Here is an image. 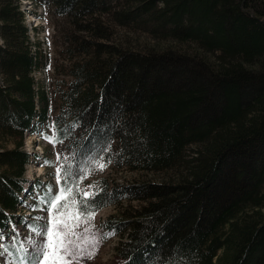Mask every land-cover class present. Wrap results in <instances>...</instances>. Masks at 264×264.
<instances>
[{
    "label": "trees",
    "instance_id": "1",
    "mask_svg": "<svg viewBox=\"0 0 264 264\" xmlns=\"http://www.w3.org/2000/svg\"><path fill=\"white\" fill-rule=\"evenodd\" d=\"M57 6L85 34L112 39L115 24L161 41L138 50L74 39L71 80L53 118L55 139L69 153L62 170L99 158L167 177L91 181L104 189L96 212L118 206L101 224L120 238L118 264L169 256L175 264H264V0ZM24 16L19 0H0V231L15 217L33 161L25 135L48 119V94L34 75L38 43ZM101 25L110 35L97 31ZM96 170L87 167L80 189Z\"/></svg>",
    "mask_w": 264,
    "mask_h": 264
},
{
    "label": "rangeland",
    "instance_id": "2",
    "mask_svg": "<svg viewBox=\"0 0 264 264\" xmlns=\"http://www.w3.org/2000/svg\"><path fill=\"white\" fill-rule=\"evenodd\" d=\"M22 4V10L25 12V18L29 26L30 35L32 40L38 43L39 48V65L34 75L38 81L39 87H42L48 94V120L43 124L39 131H32L25 135L26 149L31 153H37L38 156L34 158L33 162L28 165L27 176L30 179L40 178L41 187L34 190L32 196L27 198L29 202L25 211H21L24 218L27 220L22 228L15 230V235L11 237V240L18 235L22 244H27L29 238L33 236V233L29 227L36 222V217H47V206L42 204L39 197H43L49 190V185L54 192H58V185L56 176H51L55 173L56 168L60 167V162L63 157L68 156V152L64 144L45 139V133L55 138V132L52 124L53 116L56 114L60 105V92L68 84L71 78L66 73L68 66L71 63L73 56V40H82V37L97 40L98 43H104L107 45H113L115 47L126 46L130 49L146 50L155 48L157 43H161L159 39L148 36L141 31H130L123 26H117L114 24L112 39H106L99 37L97 34L91 31L88 34L80 31L78 24L74 23L71 19L69 12L58 11L57 0H19ZM109 24V23H108ZM99 33L103 35H110L104 27L101 25L97 27ZM102 36V35H101ZM167 46H174L176 48L184 47V45L174 44L171 41L165 42ZM99 45V44H98ZM97 46H95L96 48ZM191 49L193 45H188ZM189 50V48H188ZM12 147L11 143L7 144ZM60 154L58 158L57 154ZM50 161L51 163H45ZM107 176L111 178V181L118 183H136L143 181H153L162 183L167 180L165 174L151 173L147 171H132L127 168L114 169L111 166H107L103 169H98L94 177L90 180H94L96 177ZM90 183L85 186L88 188ZM128 202L125 203L127 206ZM133 204H139V201H133ZM118 206H108L101 209L94 216L91 223L95 229L101 231V222L106 220L111 214H119ZM87 227V225H82ZM10 240V239H9ZM120 238L112 236L107 238L105 242L100 245L97 254L94 258H83L82 264H117L118 257L116 252V246ZM0 264H19V259L10 255L7 250L0 251ZM72 264H78L77 261H73Z\"/></svg>",
    "mask_w": 264,
    "mask_h": 264
},
{
    "label": "snow or ice",
    "instance_id": "3",
    "mask_svg": "<svg viewBox=\"0 0 264 264\" xmlns=\"http://www.w3.org/2000/svg\"><path fill=\"white\" fill-rule=\"evenodd\" d=\"M45 139L56 142L47 133ZM57 156L59 158L60 154ZM108 163V160L90 158L88 166H78L79 171H72L70 166L63 170L59 166L56 168L54 175L61 186L58 192H54L49 185L46 195L39 197L47 206L49 215L38 216L36 222L29 225L33 236L26 245L21 244L18 248L19 264H72L73 261L82 264L83 258L95 257L102 242L114 235V230L100 232L91 223L99 208L95 198L104 189L94 188L93 185H88L90 190L80 189L76 181L84 178L87 167L103 169ZM74 188L77 190L74 191ZM165 260L168 264H175L170 256L154 264H164Z\"/></svg>",
    "mask_w": 264,
    "mask_h": 264
},
{
    "label": "bare ground",
    "instance_id": "4",
    "mask_svg": "<svg viewBox=\"0 0 264 264\" xmlns=\"http://www.w3.org/2000/svg\"><path fill=\"white\" fill-rule=\"evenodd\" d=\"M25 17V16H24ZM30 32V31H29Z\"/></svg>",
    "mask_w": 264,
    "mask_h": 264
}]
</instances>
